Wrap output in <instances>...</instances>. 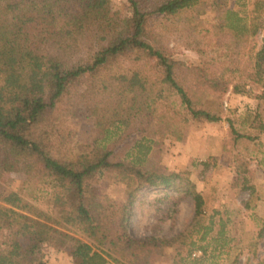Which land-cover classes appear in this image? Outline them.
<instances>
[{
	"label": "trees",
	"instance_id": "obj_1",
	"mask_svg": "<svg viewBox=\"0 0 264 264\" xmlns=\"http://www.w3.org/2000/svg\"><path fill=\"white\" fill-rule=\"evenodd\" d=\"M113 1L0 0V264H45L47 247L68 250L75 264H152L172 240L132 233L139 192L160 189L158 203L174 205L173 192L190 197L193 220L205 205L195 183L161 165L160 144L192 123L224 120L229 92L257 101L240 122L229 119L225 146L235 185L262 198L249 147L264 134V0H127L126 14ZM177 45L203 64L179 59ZM71 103L94 119L80 150L77 128H66ZM116 126L122 135L107 142ZM133 134L144 138L140 151L121 157L120 140ZM5 172L24 175L27 192L5 184ZM97 178L124 184L127 201L96 190ZM47 189L50 201L39 204ZM217 214L205 253L210 244L229 253L234 240Z\"/></svg>",
	"mask_w": 264,
	"mask_h": 264
},
{
	"label": "rangeland",
	"instance_id": "obj_2",
	"mask_svg": "<svg viewBox=\"0 0 264 264\" xmlns=\"http://www.w3.org/2000/svg\"><path fill=\"white\" fill-rule=\"evenodd\" d=\"M113 4L114 9L122 14L128 12L127 0H114ZM247 9L248 5L242 7V10ZM206 18L214 19V13L209 11ZM177 49L179 59L193 65L203 64V59L197 52L180 45H177ZM256 104L257 101L252 96L229 92L225 99L224 120L217 123H192L185 130L182 139L167 136L160 144L161 165L169 171L181 173L184 181L195 183L205 199V205L203 214L193 220L194 206L190 197L173 192L174 205L170 199L165 203H158V198L162 197L160 189L146 187L139 192L131 222L132 233L137 236L155 233L172 240L171 246L162 255L152 257V264H230L236 257L239 264H264V236H259L264 226V134L249 147L253 151L251 166L261 186L262 198L258 200H251L242 186L235 185L234 151L225 146L229 119L240 122L247 109L254 108ZM66 116H69L66 128L75 127L78 130L76 148L84 149L95 136L94 119L83 104L71 103ZM122 132L123 129L119 126L111 128L107 142L120 138ZM140 143H144L142 135L133 134L120 140L116 151L121 157L131 159L133 154L140 151ZM2 181L12 189L27 192L22 174L5 172ZM92 186L98 191L107 192L118 203L127 201L124 184L97 178L92 181ZM50 193L48 189L38 191L37 194L41 197L39 204L50 201ZM215 211L218 212L215 215L217 223L220 216L228 220L227 234L234 238L230 247H226L229 253L214 252L213 244H210L208 253L199 249L219 229L217 224L215 230L209 231L207 238L203 239V233L207 231ZM157 223L161 228L155 232ZM197 250L202 251L204 259L198 260V256L193 255ZM43 262L75 264V259L68 250L57 251L47 247Z\"/></svg>",
	"mask_w": 264,
	"mask_h": 264
},
{
	"label": "built area",
	"instance_id": "obj_3",
	"mask_svg": "<svg viewBox=\"0 0 264 264\" xmlns=\"http://www.w3.org/2000/svg\"><path fill=\"white\" fill-rule=\"evenodd\" d=\"M201 254H202V251L201 250H197V251H194L193 252V255L194 256H201Z\"/></svg>",
	"mask_w": 264,
	"mask_h": 264
}]
</instances>
